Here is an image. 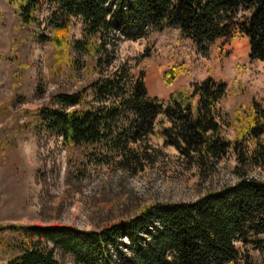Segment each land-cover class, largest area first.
Listing matches in <instances>:
<instances>
[{
    "label": "trees",
    "instance_id": "trees-1",
    "mask_svg": "<svg viewBox=\"0 0 264 264\" xmlns=\"http://www.w3.org/2000/svg\"><path fill=\"white\" fill-rule=\"evenodd\" d=\"M52 1L50 34L39 33L38 39L54 45L59 61L78 66L77 56L94 58L99 76L82 90L57 92L56 106L36 108L40 129L65 144L100 145L127 167L142 163L151 135L200 170L214 168L232 151L238 179L194 200L151 202L98 229L65 223L0 226V246L13 251L5 264H264V179L248 173L249 166L264 164V101L252 98L241 131L231 139L223 132L220 108L225 81L212 75L191 79L159 98L149 93L144 69L107 70L115 49L108 47L118 38L165 29L192 39L201 52L217 39L242 35L249 57L264 62V0ZM7 2L23 24H42L38 12L46 0ZM72 17L81 19L82 38L70 35ZM180 72L178 66L166 71L167 82ZM3 231L14 235L6 239Z\"/></svg>",
    "mask_w": 264,
    "mask_h": 264
},
{
    "label": "rangeland",
    "instance_id": "rangeland-1",
    "mask_svg": "<svg viewBox=\"0 0 264 264\" xmlns=\"http://www.w3.org/2000/svg\"><path fill=\"white\" fill-rule=\"evenodd\" d=\"M53 4L46 0L38 12L39 26L23 24L14 7L0 0V226L65 223L98 229L151 202L194 200L238 179L232 151L214 168L200 170L175 147L164 145L162 137L151 135L142 163L127 167L100 145L65 144L40 129L36 108L56 106L57 92L82 90L99 76L94 58L77 56L78 66L59 61L54 45L38 39L39 33L50 34L46 23ZM70 35L82 38L79 17H72ZM108 48L115 49L107 70L120 65L133 72L144 69L149 93L159 98L191 79L212 75L225 81L220 108L223 132L231 139L241 131L252 98L264 101V62L249 57L245 36L217 39L201 52L192 39L165 29L136 39L121 36ZM173 66L181 72L168 83L165 72ZM86 97H92L90 90ZM248 173L264 179V164L249 166ZM1 235L9 239L14 234ZM12 253L0 246V264ZM56 255L72 263L70 255L57 250Z\"/></svg>",
    "mask_w": 264,
    "mask_h": 264
}]
</instances>
